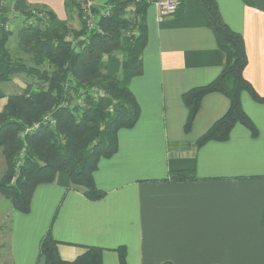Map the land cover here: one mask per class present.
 Segmentation results:
<instances>
[{
    "label": "crops",
    "instance_id": "crops-1",
    "mask_svg": "<svg viewBox=\"0 0 264 264\" xmlns=\"http://www.w3.org/2000/svg\"><path fill=\"white\" fill-rule=\"evenodd\" d=\"M11 1L0 22L17 15ZM181 1L163 22L154 1L148 8L144 72L130 82L140 118L119 131L118 152L101 159L94 173L106 195L87 198L66 174L36 188L28 214L0 194V221L10 222L7 261L39 264L41 240L51 232L65 260L80 255L81 246H96L104 249L103 264H120L116 249L123 246L127 264H264V102L242 94L256 136L236 124L228 140L198 146L229 109L220 93L202 99L186 132L183 94L213 81L225 58L200 0ZM216 1L225 23L244 37V76L264 98V0ZM27 2L67 19L65 0ZM71 22L81 27L77 17ZM121 71L122 63L110 59L109 74ZM0 98L1 111L6 99ZM177 171L193 177L174 180ZM38 213L50 218L38 221Z\"/></svg>",
    "mask_w": 264,
    "mask_h": 264
},
{
    "label": "trees",
    "instance_id": "trees-1",
    "mask_svg": "<svg viewBox=\"0 0 264 264\" xmlns=\"http://www.w3.org/2000/svg\"><path fill=\"white\" fill-rule=\"evenodd\" d=\"M152 1L107 0L110 14L101 18L100 30L89 33L77 0H65L66 20L27 0H13L17 13L13 17L23 16L30 22L17 31L19 48L28 59L13 58L9 43L14 32L6 28L11 18L5 16L0 22V84L23 77L25 86L7 96L0 111V152L6 163L0 194L19 212L28 214L36 188L56 182L60 174H66L71 187L91 200L106 195L97 187L94 173L101 159L118 152L119 131L133 128L140 118L130 82L144 72L147 12ZM200 3L225 62L213 81L183 94L188 109L186 132L192 128L202 99L220 93L229 99V109L198 139V146L228 140L236 124L256 136V127L243 108L242 94L247 92L258 102L264 98L244 76L248 65L244 37L225 23L216 0ZM75 17L81 22L79 29L70 26ZM70 35L77 49L67 39ZM74 55L77 58L71 67ZM113 56L121 59L119 75L108 72ZM192 175L177 171L172 177L186 180ZM60 244L51 232L42 238L40 258L44 264H103V248L81 246L84 250L80 255L65 260L59 253ZM116 251L120 264H127L126 248Z\"/></svg>",
    "mask_w": 264,
    "mask_h": 264
},
{
    "label": "rangeland",
    "instance_id": "rangeland-1",
    "mask_svg": "<svg viewBox=\"0 0 264 264\" xmlns=\"http://www.w3.org/2000/svg\"><path fill=\"white\" fill-rule=\"evenodd\" d=\"M9 17L11 18V23H12L9 25V28L11 30H13V32H14V36L11 38L10 43H9V48L11 50L13 58L14 59L27 60L28 57L19 48V43H18V38H17L18 32L17 31H19V28H21L24 25V22L25 23H30V22L28 20L25 21L23 16H17V18L13 17V16H9ZM70 26L75 28V29L80 27V26L78 27V25H77V27H75L76 25H73L72 22H70ZM110 59L115 61V62H120V65H121V59L119 56H113ZM24 82L25 81H24L23 77H16L11 82H6V83L0 84V97H3L6 99L7 96L22 90V88H24V86H25ZM244 94L249 95V93H247V92ZM0 154H1V152H0ZM5 170H6L5 159H4L3 155L1 154L0 155V179L3 176ZM6 200H7V198H6ZM8 200L6 201L7 202L6 204H12V203H10L11 201H8ZM48 218H50V217H47V215L42 217L41 214L38 213V218H36V219H38V221H42V222L46 223L48 221ZM10 220H11V218H10ZM8 223L10 224V222H7V219L0 221V264H13L11 259H8V261L6 259V254L8 252L7 248L10 247L9 244L7 243V241H10L9 238L7 239L8 234H9L8 233V231H9V227H8L9 224ZM2 235H3V238H2ZM44 263H45V260L43 258H40L39 264H44Z\"/></svg>",
    "mask_w": 264,
    "mask_h": 264
},
{
    "label": "built area",
    "instance_id": "built-area-1",
    "mask_svg": "<svg viewBox=\"0 0 264 264\" xmlns=\"http://www.w3.org/2000/svg\"><path fill=\"white\" fill-rule=\"evenodd\" d=\"M13 2V1H11ZM81 7V20L84 23L87 31L90 33L95 30H100L99 22L102 17L110 14V6L107 5V0H77ZM10 0L2 1L1 10L6 9L9 6ZM154 4L158 11V22H163L166 18L175 15L181 5V0H154ZM36 12V11H35ZM39 15V14H38ZM9 28V25L6 27ZM72 42V46L77 49L76 40L72 35L67 38ZM96 93H102L95 90ZM55 122L52 121V124ZM34 128H37L35 126Z\"/></svg>",
    "mask_w": 264,
    "mask_h": 264
},
{
    "label": "water",
    "instance_id": "water-1",
    "mask_svg": "<svg viewBox=\"0 0 264 264\" xmlns=\"http://www.w3.org/2000/svg\"><path fill=\"white\" fill-rule=\"evenodd\" d=\"M76 58H77V56L74 55L73 58H72V60H71V67L74 66V63H75Z\"/></svg>",
    "mask_w": 264,
    "mask_h": 264
}]
</instances>
